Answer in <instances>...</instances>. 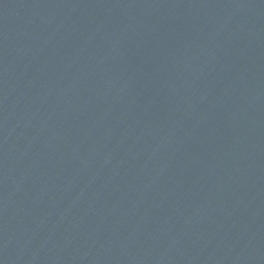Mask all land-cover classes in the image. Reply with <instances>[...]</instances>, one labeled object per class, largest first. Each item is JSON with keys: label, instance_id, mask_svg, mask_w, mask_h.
Returning a JSON list of instances; mask_svg holds the SVG:
<instances>
[{"label": "water", "instance_id": "obj_1", "mask_svg": "<svg viewBox=\"0 0 264 264\" xmlns=\"http://www.w3.org/2000/svg\"><path fill=\"white\" fill-rule=\"evenodd\" d=\"M0 264H264V0H0Z\"/></svg>", "mask_w": 264, "mask_h": 264}]
</instances>
